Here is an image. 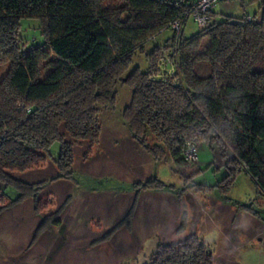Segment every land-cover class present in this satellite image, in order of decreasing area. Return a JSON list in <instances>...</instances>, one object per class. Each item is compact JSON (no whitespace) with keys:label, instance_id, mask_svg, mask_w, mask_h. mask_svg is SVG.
Segmentation results:
<instances>
[{"label":"trees","instance_id":"1","mask_svg":"<svg viewBox=\"0 0 264 264\" xmlns=\"http://www.w3.org/2000/svg\"><path fill=\"white\" fill-rule=\"evenodd\" d=\"M182 13L166 0H0V67H8L0 80V185L18 194L12 204L32 199L37 216L45 210L37 199L43 184L10 174L43 165L56 143V180H72L73 144L60 128L92 148L100 135L99 108H114L118 83L132 91L121 117L133 140L153 160L169 159L184 189L226 195L244 174L264 198V0L256 14L240 20L216 22L212 13L190 39L182 29L179 35L170 29ZM23 20L40 26L42 42L29 49L17 44ZM167 30L172 36L146 55L148 71L135 68L123 80L135 53L144 54V46ZM204 39L209 51L200 54ZM163 60L173 66L170 77L160 76ZM42 69L49 73L40 81ZM187 143L216 148L226 160L225 175L214 186L192 183L205 170L184 160ZM133 187L130 209L104 240L119 228L130 232L138 192L164 184L150 179ZM65 204L41 218L30 246L59 226ZM149 264H214V257L191 235L158 245Z\"/></svg>","mask_w":264,"mask_h":264},{"label":"rangeland","instance_id":"2","mask_svg":"<svg viewBox=\"0 0 264 264\" xmlns=\"http://www.w3.org/2000/svg\"><path fill=\"white\" fill-rule=\"evenodd\" d=\"M261 1L217 4L213 10L215 21L251 17L258 12ZM200 30L188 18L182 36L190 39ZM171 36V31H164L144 46V54L135 53L122 79L135 68L146 73V55L154 47L163 46ZM41 42L39 23L23 20L18 46L29 49ZM209 47V40L204 39L199 53L207 54ZM163 61L159 65L160 76H172L170 60ZM7 68L0 67V80ZM48 73L42 69L39 80ZM115 93L114 108H99L100 135L92 148L86 142L72 141L60 128L65 141L73 144L72 180H56L58 143L48 151L43 165L23 174H10L23 183L43 184L37 196L45 206L41 215L34 213L32 199L12 204L18 194L3 190L0 185V264H149L158 245L182 242L191 235L204 242L214 264H264V198L255 192L250 179L238 175L226 195L217 190L197 193L184 189V180L174 173L169 159L153 160L133 140L121 117L130 103L131 89L118 83ZM153 143L150 139L149 144ZM225 161L216 148L199 144L197 162L193 164L205 171L192 183L214 186L225 175ZM150 179L162 182L164 188L138 192L131 231L119 228L104 240L130 209L136 195L133 185ZM64 204L59 226L40 235L30 246L41 218L57 213ZM184 223L186 228L180 231Z\"/></svg>","mask_w":264,"mask_h":264},{"label":"built area","instance_id":"3","mask_svg":"<svg viewBox=\"0 0 264 264\" xmlns=\"http://www.w3.org/2000/svg\"><path fill=\"white\" fill-rule=\"evenodd\" d=\"M171 2L177 8L182 9L180 19L173 22L170 25V29L176 35H179L183 27V23L188 18H192L194 23L203 29L208 25L210 15L217 4L229 5L233 0H166ZM246 21H250V17L246 18ZM197 144L187 143L182 156L186 162H197Z\"/></svg>","mask_w":264,"mask_h":264}]
</instances>
